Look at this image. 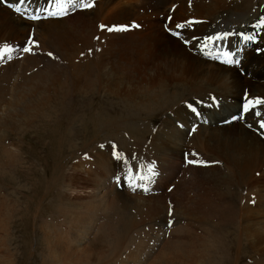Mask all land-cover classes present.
<instances>
[{
  "label": "bare ground",
  "instance_id": "obj_1",
  "mask_svg": "<svg viewBox=\"0 0 264 264\" xmlns=\"http://www.w3.org/2000/svg\"><path fill=\"white\" fill-rule=\"evenodd\" d=\"M5 2L13 4L11 0ZM90 2L93 3L90 9L76 8L70 10L67 15L53 16L48 20L41 19L36 22L27 18L14 20L10 17V10L6 9H4L6 14L0 13V144L9 137L7 135L9 133L6 134L4 131H10V126L13 127L11 118L19 117L21 113L19 110H27L30 106L28 104H33L31 100L42 91L40 76L45 69L40 72V67L49 66L44 76H48L45 80L53 82L56 70L68 66V69L77 67L82 71L86 59L84 71L87 75L79 72L82 74L78 78L89 76L93 81H90L89 86L78 87V90L71 92L70 105L81 102L86 105L93 98L105 101L107 98L120 100L123 111H127L122 112L124 114L122 119L129 123L113 120L102 123L106 125L104 129L108 130L110 127L111 130H117L119 135L126 134V141L119 138L125 147L124 149L119 147L121 153L133 162L148 161L149 165H154L155 170L161 171L165 177L157 181L156 191L153 189L155 178H144L140 180L141 184L136 182L134 186H130L128 180L121 181V187L117 188L110 180L123 174L127 166L120 165L110 158L113 148L108 143L105 152L95 150L91 153L92 161L80 165L83 170L81 180L84 183L85 195L76 198L74 206L94 203L101 206L105 220L103 223L100 221V228L109 231L122 227L125 232L122 234L123 245L127 237L130 239L140 237L142 233H145V236L140 239L155 237L158 242L168 245L172 255L154 264H190L189 260L192 262V257L187 252L190 248L187 247L186 254L175 253V250L183 246L182 239L186 241V235L184 237L183 235L187 234L188 224H184L182 220L181 226L177 229L173 223L172 233L179 231L181 235L175 237V240L169 236L167 228L170 218L166 215L168 212L165 199L162 200L164 185L165 182L174 181L172 186L175 192L168 198L176 204L175 209L172 208L174 211L172 217H175L174 214L179 211V207L184 210L200 201H208V190L198 182L199 165L186 163V158L190 157L189 144H195L201 125L209 132L218 124L226 128H235L242 120L240 119L242 108L248 99L254 102L257 98H264V51H261L264 49V28L259 27L261 20H264V0H90ZM18 3L19 0H16V4ZM47 4L48 0H28L21 5L22 15L26 17L38 8L46 9ZM56 8H59L58 5L51 4L50 10H57ZM40 15L45 16L48 13L42 11ZM189 21L193 23L189 25L187 23ZM132 24L139 27L122 32H108L100 28V25L112 27ZM177 24H184L185 27L178 30ZM177 31L181 33L179 38L173 34ZM224 32L252 35L255 36V41L245 44L240 35H233L217 41L215 46L212 41H206L205 46L206 37ZM30 38L39 45L33 49V54L22 51ZM185 40L190 43L186 44ZM82 42L86 48L84 55L77 61L75 59L76 64L69 65L68 62L72 58L68 54L73 46L75 49L79 48L78 45L81 47ZM237 49H242L238 53L241 61L238 66L221 63L223 60L215 55L216 51L236 52ZM256 50H260V53L256 54ZM49 52L52 56L48 55ZM9 54L11 58H8ZM87 69L90 72H86ZM243 82L250 83V90L235 85ZM230 85H233L231 96L238 102L234 107L236 115L226 117L221 122L213 121L216 111L224 109L225 105L217 103L216 99L213 103L210 94L226 89ZM48 88L50 89L49 86ZM249 108H253V105H249ZM164 111L166 113L163 119L155 126L157 120L153 121L155 116ZM257 111L264 112V106H256L251 112L255 114ZM246 114L248 113L243 115ZM233 117L237 119L234 120ZM97 120L100 122L101 119L98 117ZM144 121L149 122L147 127ZM136 122H142L143 127L149 131L145 135L143 132L135 134L134 131L141 128V123L137 125ZM128 124L133 125L131 130ZM255 128L260 137L248 139L264 142V129L260 124ZM131 135L132 138H129ZM186 135H189V141L185 139ZM132 147H135L133 151ZM108 151L109 154H106ZM194 154V160L203 159L200 154L196 152ZM185 164L186 169L191 172L189 177L182 172ZM176 172L178 174H175ZM142 182L148 183L146 187L150 188L149 192L159 194L153 196L138 194L140 188L137 185H143ZM124 189H129L135 194H129ZM155 204H158V209L153 214L150 209ZM144 209L149 210L148 221L155 216L160 217V222L156 223L158 226L156 231L151 228L149 222L148 225L135 223L136 217H141ZM117 213L121 214L120 219L123 221L119 220L115 225L113 222L118 218L115 216ZM129 213H133L132 216H127ZM127 217L133 221H127ZM240 218L244 219V224L237 220L239 224L233 230L239 236L248 233V228L251 229L247 226V219L242 215ZM252 228L254 233L262 231L264 222H255ZM94 230L95 227L90 233L84 234L78 231L74 237L68 234L67 246L56 240L50 241L49 244L52 245L55 256L59 258L68 255L80 257L82 253L90 250L84 245ZM252 232L251 230L250 233ZM101 233L104 234V231ZM98 240L102 241L99 237ZM132 253H129L126 261H119L121 255L118 254L115 259L114 257L110 259L108 264H149L152 261L153 252L143 255L142 261L140 257H132ZM160 255L161 252L158 257ZM227 260L229 263L234 262V259L229 257Z\"/></svg>",
  "mask_w": 264,
  "mask_h": 264
},
{
  "label": "rangeland",
  "instance_id": "obj_2",
  "mask_svg": "<svg viewBox=\"0 0 264 264\" xmlns=\"http://www.w3.org/2000/svg\"><path fill=\"white\" fill-rule=\"evenodd\" d=\"M11 1L16 4V0ZM0 7V13L6 14V8H2L1 4ZM9 13L14 20L22 18ZM78 47L75 49L73 46L68 54L72 58L69 65L76 64L84 55L86 48L83 42ZM84 62L82 71L77 67L68 69V66L56 70L53 82L45 80L48 76H44V72L49 66L40 67V72L45 69L40 76L42 91L31 100L33 104H28L27 110H19V117L11 118L13 127L10 126V131H4L9 133V137L0 144V264H87L89 261H92L91 264L93 261L96 264H108L118 254L121 255L119 261H126L132 252V257H140L141 261L143 255L153 252L149 264H154L172 255L168 245L158 242L155 237L140 239L145 233L140 234V237H127L124 246L122 234L125 232L122 227L109 231L100 228V221L103 223L105 220L101 206L95 203L74 206V200L85 195L80 165L89 163V160L91 162V153L95 150L103 153L105 150L101 149L102 146H108L109 143L115 155L119 154L121 161H125L123 165L127 169L134 163L119 149L125 148L120 139L126 141V134L119 135L117 130H111L110 127L107 130L104 129L106 125H102L113 120L127 122L122 119L123 113L127 111H123L120 100L93 98L94 101L86 105L84 102L69 103L73 90L89 86L90 81H93L89 76L78 78L82 74L79 72L86 74V59ZM235 85L250 90L248 82ZM232 90L233 85H230L210 94L217 103L225 105L224 109L216 111L213 121L221 122L226 117L236 115L234 107L238 102L232 98ZM165 113L160 112L155 116V126ZM261 114L258 117L249 112L235 128L218 124L211 132L202 125L198 129L195 144H189L188 159H194L192 154L196 152L203 158L201 161L209 165H199L197 170L198 182L208 190V201H200L184 210L179 207L175 217H172L169 211L171 209V214L174 213L176 204L168 198L175 188L172 186L168 192L165 189L173 185L174 181L165 182L162 200L165 199L167 204L166 215L169 214L170 218L168 225L169 222L171 226L174 223L178 229L183 220L189 226L187 234L183 235H186V241L182 239L183 246L175 253L186 254L187 247L190 248L187 252L194 264H264V230L254 233L252 228L253 223L264 222V142L248 139L260 137L255 126L264 119V112ZM143 123L146 127L149 125L147 121ZM139 124L141 128L134 133L143 132L145 135L149 130L143 127L142 122ZM185 139L189 141V135ZM134 149L132 147V151ZM187 165H184L182 172L189 177L191 172L186 169ZM157 206L155 204L150 209L153 214L157 212ZM148 211L144 209L142 216L136 217L135 223L148 225L149 222L155 231L160 217L155 216L148 221ZM116 215L115 225L121 220V214ZM240 215L247 219V226L251 229L248 228V233L239 236L233 230L239 224L238 221L244 224ZM129 220L133 221L127 217ZM171 226L167 229L169 236L175 240L181 233H172ZM94 227L95 230L84 245L90 249L88 252L76 258L69 255L62 258L55 256L50 241H60L58 243L67 246L68 234L74 237L78 231L90 233ZM98 237L102 241L99 242ZM228 257L234 262L229 263Z\"/></svg>",
  "mask_w": 264,
  "mask_h": 264
},
{
  "label": "snow or ice",
  "instance_id": "obj_3",
  "mask_svg": "<svg viewBox=\"0 0 264 264\" xmlns=\"http://www.w3.org/2000/svg\"><path fill=\"white\" fill-rule=\"evenodd\" d=\"M25 2H26V0H19L18 4H15V5L8 4V7L14 8L17 11V13H20L21 12V5L24 4ZM48 3L50 5L51 4L59 5L60 7L55 12L51 11L50 9H39L38 8L32 14L26 16V18L33 20V21H36V20H39L41 18H47V17H42L40 15V12H42V11H46L48 13L49 17L57 16L58 14L60 16H64V15H67L70 10H74L76 8L82 7L85 9H90L93 7V3H91L90 0H48ZM187 23L190 25L193 22L189 21ZM138 27H139V25H137V24L126 25V26H112V27L100 25V28L102 30H107L108 32L128 31L132 28H138ZM184 27H185L184 24H177L176 25V28L178 30L183 29ZM259 27L264 28V20H261ZM173 34L176 35L178 38L181 35V33L179 31L174 32ZM233 35H240L242 42L245 44H247L248 42H254L255 41V36H252V35H246L243 33L237 34V33L224 32V33H217L215 36L206 37L205 38V46H206V41H209V40L212 41L213 45L215 46L217 41L223 40L225 38H230ZM185 43L188 44V43H190V41L185 40ZM38 46H39L38 43L30 38L28 40V44L22 49V51L25 53L33 54V49L35 47H38ZM240 51H242V49H237L236 52H225L224 55H225V57H228V59L221 61V63L238 66L241 63L240 59L238 58V53ZM261 51H264V49H262ZM48 55L52 56V53L49 52ZM215 102H216V100H215V98H213V103H215ZM249 105H253V108H249ZM256 106H264V98H257L254 102H253V100L248 99L247 103H245V105L242 108V115H241L240 119L244 118L243 114L253 111ZM193 111H195L194 108H193ZM255 115L259 117L262 114L259 111H257V112H255ZM233 119L235 120V119H237V117H233ZM260 127L262 129H264V119H262L260 121ZM193 131H195V128L193 129ZM192 155H195V154H192ZM186 163L189 165H203V164H205L204 161H201L198 159H196V160L187 159V158H186ZM129 171L132 172L133 170L131 168H129ZM149 171L151 172L153 178L158 174L155 170L154 165L149 166ZM134 174L137 175L139 177V179H143V177L139 175L138 171H136ZM116 181H117V187H120V178L117 177ZM137 187L142 188V190L145 193L150 191V188H148L144 185H137ZM133 190H135V188H133ZM170 191H171V189H170ZM169 214L171 215V209L169 211ZM169 224L171 226V222H169Z\"/></svg>",
  "mask_w": 264,
  "mask_h": 264
}]
</instances>
